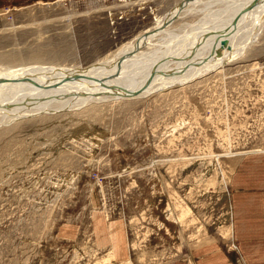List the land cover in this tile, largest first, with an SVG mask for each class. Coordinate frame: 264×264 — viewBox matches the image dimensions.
Wrapping results in <instances>:
<instances>
[{
  "label": "rangeland",
  "instance_id": "374dc122",
  "mask_svg": "<svg viewBox=\"0 0 264 264\" xmlns=\"http://www.w3.org/2000/svg\"><path fill=\"white\" fill-rule=\"evenodd\" d=\"M176 1L183 2L0 0V67H85L161 20ZM201 1L170 25L178 33L171 44L183 43L209 9L220 22L244 0ZM249 18L240 30L234 19L223 29H238L232 41L243 52L191 81L82 104L65 96L56 109L1 123L0 264H165L203 242L232 240L236 165L264 148V16L257 26ZM218 32L202 37L214 35L216 43ZM161 36L152 43L165 52L168 37ZM37 94L0 105L50 97Z\"/></svg>",
  "mask_w": 264,
  "mask_h": 264
},
{
  "label": "bare ground",
  "instance_id": "6f19581e",
  "mask_svg": "<svg viewBox=\"0 0 264 264\" xmlns=\"http://www.w3.org/2000/svg\"><path fill=\"white\" fill-rule=\"evenodd\" d=\"M199 1L200 0H183L181 3L180 1L179 3L176 1L177 3H174L173 6L164 13L161 20L150 27L143 29L132 39L121 44L118 49L113 51L107 57L99 59L85 67L54 66L53 64L48 66L44 63L36 62L37 64H35L33 61H30L32 63H26L28 62L26 61L21 62L20 64L3 65L2 68L0 67V102L1 99H6L8 94L5 93L10 91L13 93H11L13 99L17 96V100L19 99V94L20 96L21 94H24V97H26L25 93L29 97L35 93L50 97H47L43 102H37L38 99L35 97H37L38 94L33 95V98L37 99V101L34 100L37 103H41L39 105H33L34 103L30 105V98V101L28 100L29 106H23V104L22 106L13 105L12 108L11 106L0 105V109L3 111L1 112L0 110L2 114L0 124L16 117H25L42 110L51 109L49 105L55 106V104H66L64 103L66 100L65 96L70 97L67 98L66 102L71 101L82 104V102H86L92 98L131 97L140 93L146 94L155 90L169 88L177 83L180 84L189 80L191 81L201 73L217 69L226 62L232 60L235 56L243 52L242 49L245 46L243 45L241 47L238 45L239 47H236L233 42L234 37H237L235 35L238 33L240 24L244 22V19L247 16H250L249 19L252 17V22L257 26L264 16V0H258L256 5L250 10H245V6L249 5L252 0H244L237 5V8L235 7L231 11L227 19L220 20V22L216 23L213 22L214 19H210L212 16H210L211 9H209V12L207 11L208 14L210 13L209 15L204 13L200 19L195 21V25L199 28H195L196 26L194 27L195 29L190 27V29H187L182 34L183 36H186V38H182L185 40H182L183 43L171 44L170 42H172L173 37H177L178 33H173L171 29H169L170 25L181 19L182 16L185 17L184 15H186V13L196 10L195 4ZM203 2L201 1V3ZM206 4L209 3L207 2ZM201 10L203 11L207 9L202 8ZM196 12L194 14H196ZM236 15L239 17L235 20L234 18ZM215 16L213 15V18ZM232 20L235 21L234 25H236L238 29L235 28V32L234 29L229 31L231 28L226 31L223 30L232 22ZM210 21L215 25L211 24ZM186 24L188 26V23ZM256 26L253 25L252 28ZM228 27H230V25ZM228 27H226V29ZM196 29L200 30L195 31ZM213 29L216 31L218 29L220 31L217 35L215 34L216 37L218 36L216 43H214V35H209V37H206L205 39L202 37L205 32L212 31ZM161 35H163L164 38L165 36L168 37L161 41L162 44H166L165 52L160 51V47H156L157 45L152 43L155 38ZM163 36H161L162 39H164ZM247 40L250 41L248 37ZM247 40L246 42L248 43ZM195 44L200 47L195 48ZM243 44H245V42ZM193 46L196 50L194 53H196L191 55ZM144 48H146V50H144ZM152 53H154V55ZM147 54L152 55L148 56ZM164 54H166V56L161 58ZM189 55L192 57L189 58ZM167 56L168 58L175 57V60L171 58L167 60ZM155 64H158L156 67L157 69L150 73L152 66ZM138 89L140 90V93L135 92ZM133 93L136 94L132 95ZM97 94L99 95L97 96ZM13 99L11 98V102H13ZM10 105H12V103ZM52 109H56V106Z\"/></svg>",
  "mask_w": 264,
  "mask_h": 264
},
{
  "label": "crops",
  "instance_id": "0c3cea01",
  "mask_svg": "<svg viewBox=\"0 0 264 264\" xmlns=\"http://www.w3.org/2000/svg\"><path fill=\"white\" fill-rule=\"evenodd\" d=\"M229 203L232 240L203 242L186 259L165 264H264V148L236 165Z\"/></svg>",
  "mask_w": 264,
  "mask_h": 264
},
{
  "label": "water",
  "instance_id": "95a60500",
  "mask_svg": "<svg viewBox=\"0 0 264 264\" xmlns=\"http://www.w3.org/2000/svg\"><path fill=\"white\" fill-rule=\"evenodd\" d=\"M258 0H253L247 7L245 10H250L254 5H256ZM237 19V17L235 18V20ZM235 24V22H234ZM135 93H133L132 95H134Z\"/></svg>",
  "mask_w": 264,
  "mask_h": 264
}]
</instances>
